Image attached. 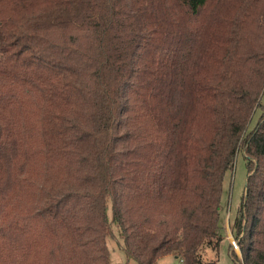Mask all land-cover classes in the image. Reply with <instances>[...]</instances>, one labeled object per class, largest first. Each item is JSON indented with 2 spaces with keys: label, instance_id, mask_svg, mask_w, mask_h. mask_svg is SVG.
I'll use <instances>...</instances> for the list:
<instances>
[{
  "label": "trees",
  "instance_id": "trees-1",
  "mask_svg": "<svg viewBox=\"0 0 264 264\" xmlns=\"http://www.w3.org/2000/svg\"><path fill=\"white\" fill-rule=\"evenodd\" d=\"M263 95L264 0H0V264H211L241 151L264 264Z\"/></svg>",
  "mask_w": 264,
  "mask_h": 264
},
{
  "label": "rangeland",
  "instance_id": "rangeland-1",
  "mask_svg": "<svg viewBox=\"0 0 264 264\" xmlns=\"http://www.w3.org/2000/svg\"><path fill=\"white\" fill-rule=\"evenodd\" d=\"M262 104L264 105V95L262 97ZM260 114L261 110H258L253 118L250 130L256 125ZM246 163L247 160L244 152L241 151L237 156L234 170L229 172L225 178L220 216L223 242L218 257L210 249H206L202 252V258L205 262L211 264H237L231 257V250H233L231 248V239L235 238L234 222L246 187V179L248 176ZM109 216L111 217V209H109ZM111 228L112 236L108 238L111 264H138L135 260L128 258L126 255L124 251V243L119 236L117 228L114 225H112ZM236 254L239 257L240 262H242L241 252H236ZM157 264H178V261L173 256H165L159 259Z\"/></svg>",
  "mask_w": 264,
  "mask_h": 264
},
{
  "label": "built area",
  "instance_id": "built-area-1",
  "mask_svg": "<svg viewBox=\"0 0 264 264\" xmlns=\"http://www.w3.org/2000/svg\"><path fill=\"white\" fill-rule=\"evenodd\" d=\"M231 248L235 251V252H240L239 249V244H238V240L235 238L231 239Z\"/></svg>",
  "mask_w": 264,
  "mask_h": 264
},
{
  "label": "crops",
  "instance_id": "crops-1",
  "mask_svg": "<svg viewBox=\"0 0 264 264\" xmlns=\"http://www.w3.org/2000/svg\"><path fill=\"white\" fill-rule=\"evenodd\" d=\"M177 261H178V264H179V260L177 259Z\"/></svg>",
  "mask_w": 264,
  "mask_h": 264
}]
</instances>
